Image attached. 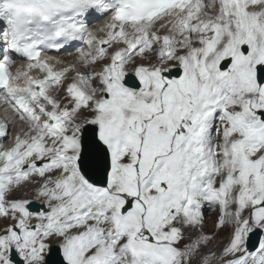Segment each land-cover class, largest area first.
I'll use <instances>...</instances> for the list:
<instances>
[{
    "label": "snow or ice",
    "instance_id": "1",
    "mask_svg": "<svg viewBox=\"0 0 264 264\" xmlns=\"http://www.w3.org/2000/svg\"><path fill=\"white\" fill-rule=\"evenodd\" d=\"M0 105V264H264V0H0Z\"/></svg>",
    "mask_w": 264,
    "mask_h": 264
},
{
    "label": "bare ground",
    "instance_id": "2",
    "mask_svg": "<svg viewBox=\"0 0 264 264\" xmlns=\"http://www.w3.org/2000/svg\"><path fill=\"white\" fill-rule=\"evenodd\" d=\"M66 52H67V53H63V54L66 55V56H68L69 53H73V54H74L75 49L73 48V49L68 50V51H66ZM61 56H62V55H61ZM61 56H59V57H61ZM72 58H74V55H73V56H68V57H67V62H69V59H72Z\"/></svg>",
    "mask_w": 264,
    "mask_h": 264
},
{
    "label": "rangeland",
    "instance_id": "3",
    "mask_svg": "<svg viewBox=\"0 0 264 264\" xmlns=\"http://www.w3.org/2000/svg\"><path fill=\"white\" fill-rule=\"evenodd\" d=\"M68 56H69V55H68ZM68 56H66V55H65V56H61L60 58L65 59V60L67 61V57H68ZM72 60H73V58H72V59H69V62H71Z\"/></svg>",
    "mask_w": 264,
    "mask_h": 264
},
{
    "label": "clouds",
    "instance_id": "4",
    "mask_svg": "<svg viewBox=\"0 0 264 264\" xmlns=\"http://www.w3.org/2000/svg\"><path fill=\"white\" fill-rule=\"evenodd\" d=\"M61 55H62V56H65L64 54H60L59 56H61ZM59 56H58V57H59Z\"/></svg>",
    "mask_w": 264,
    "mask_h": 264
}]
</instances>
